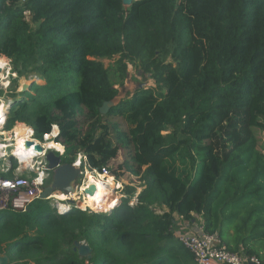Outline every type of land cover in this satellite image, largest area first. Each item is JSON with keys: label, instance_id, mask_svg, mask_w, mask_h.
<instances>
[{"label": "trees", "instance_id": "obj_1", "mask_svg": "<svg viewBox=\"0 0 264 264\" xmlns=\"http://www.w3.org/2000/svg\"><path fill=\"white\" fill-rule=\"evenodd\" d=\"M1 56L15 74L3 130L23 123L40 142L58 130L61 163L81 154L90 170L141 180L135 206L127 188L109 212L7 205V264H195L175 214L200 216L230 251L243 246L264 264L252 246L264 250V0H0ZM128 65L155 86L100 114ZM32 72L43 83L17 92ZM76 241L90 257L78 256Z\"/></svg>", "mask_w": 264, "mask_h": 264}, {"label": "rangeland", "instance_id": "obj_2", "mask_svg": "<svg viewBox=\"0 0 264 264\" xmlns=\"http://www.w3.org/2000/svg\"><path fill=\"white\" fill-rule=\"evenodd\" d=\"M0 59L3 61L2 64L0 63L1 67L3 69V71L0 73V90H2V93L0 94V100H3L6 102V109H5V114L7 112V109L8 107L11 105L12 103V99L10 98L13 93L10 89V81H11V78L15 77V74L14 73H11V68H12V65H11V62H10V59L6 58V57H3L1 56ZM0 60V61H1ZM103 62V64L105 66H108L112 63L113 60H110V59H102L101 60ZM34 80L35 82L39 83V84H42L43 81L39 80L38 79V76L35 75L33 72L30 73L28 76L26 77H21L17 80V85H18V88H17V92H19L18 90L21 88V85L22 84H27L29 85L31 80ZM143 84V87H150V86H155L154 84V81L153 79L150 78V75L148 76V73H143L142 71H139L138 69L128 65V68H127V76L123 82V84L121 86H115L117 89H118V95L117 97L111 102V105H115L119 102L120 99H123L125 97H130L132 95V93L134 91H136L137 89H139L140 85ZM12 88V87H11ZM1 92V91H0ZM8 99V100H7ZM109 106V107H110ZM6 117V116H5ZM5 117L4 119L0 122V132L1 130H3V122L5 120ZM19 124V123H18ZM16 124V127L14 128V131L13 133L11 134L12 130H9V133H4L3 136H0V138H3L4 136L5 137H8V141H11L12 137L11 135H13V137L16 138V141L18 139H20L21 135L18 134V131H19V125ZM20 125L21 128H23L24 130V135L28 138H30L28 136V132H29V126H25L23 123H21ZM29 127V128H28ZM31 129V128H30ZM5 131V130H3ZM32 133V129L30 131V134ZM1 134V133H0ZM54 137V130L52 129V132L50 133L49 137H48V140L46 137L43 138V142H41L43 145L47 142V141H52ZM13 143V141H12ZM15 143V142H14ZM45 146V145H44ZM10 150V148L6 149V151L8 152ZM63 152V151H62ZM1 149H0V154H1ZM9 154V153H8ZM7 156L6 157H10V156ZM81 154H78L76 160L74 163L78 162L79 160H81ZM1 159V158H0ZM15 159V158H13ZM10 158V163L12 166L15 167V171H17V168H19V165H23L25 166V162L23 160H20L21 164H19V160L18 159H15L13 160ZM123 159V156L120 152L119 156L117 158H115L113 160V162L111 163V168H115L116 167V164L118 162H120L121 160ZM173 162L177 165L178 169L181 171V170H188V166L186 164L185 161L181 160V159H178L176 156L174 157L173 159ZM31 172V171H30ZM87 173H90L91 172L89 170H87L85 172V176L83 178H80L78 180L75 181V183L73 184V193H78L79 192V187H83L84 183H85V177L87 175ZM27 174V173H26ZM28 176H31V174H27ZM92 175V174H91ZM52 176V175H51ZM49 177L48 179H46L45 183H44V188H46L47 186L50 185L51 183V178L52 177ZM93 176V175H92ZM111 176V175H109ZM95 179L98 178V176H93ZM112 177V176H111ZM113 178V177H112ZM113 183H112V190L111 192H104L99 195H97V197L95 198V200L92 202V205L89 204V202L84 199L83 197V200L81 199L82 196L81 195H77V205L83 209L85 207V209H89L90 211H94V212H105L107 210H109L110 208H112V204L117 200V196H118V202L114 205V207L118 204H120L122 198L125 197L124 193L128 190L127 188H135L136 191H139L140 190V187H141V180H139V178L137 176H133V175H130L128 173H126L124 176H122L121 178H113ZM83 183V184H82ZM119 183V184H117ZM116 188V189H114ZM43 191V190H42ZM55 193H61L59 191H55L53 192V194ZM52 194V195H53ZM29 197V198H28ZM27 200H30L31 196H28ZM111 197H113L111 199ZM112 201H111V200ZM26 199L24 201H27ZM47 200V199H46ZM44 200V202H48V205L51 207V208H54V202L53 200ZM110 200V202H109ZM25 202H23L22 204H24ZM129 203H133L134 205L137 203V199H136V196L131 198V201H129ZM17 205L16 203H14L13 205V208L15 209H21L20 207L23 206V205ZM113 207V208H114ZM80 209V210H81ZM95 209V210H94ZM55 210V209H54ZM109 212V211H107ZM175 217V220H176V236H180L181 234H185L187 232H190V230L194 229L196 230L197 229V226L200 222V219L199 218H196V221L194 224H196V226L193 228V223L191 224L190 221H187V220H184V219H181V217L177 216L176 214L174 215ZM252 246L255 248V249H258L259 251V255L260 257H264V253H263V249L259 246V244H252ZM238 252H245L244 251V248L243 246H239V249L237 250ZM245 254V253H244ZM245 256H247L245 254ZM255 256V255H254ZM256 257V256H255ZM259 261L261 260V258H257Z\"/></svg>", "mask_w": 264, "mask_h": 264}, {"label": "built area", "instance_id": "obj_3", "mask_svg": "<svg viewBox=\"0 0 264 264\" xmlns=\"http://www.w3.org/2000/svg\"><path fill=\"white\" fill-rule=\"evenodd\" d=\"M38 143L43 145L40 141H38ZM3 146H5V148L3 149L5 151L2 158L7 156L8 153V155L13 153L12 141H9L7 145ZM8 148H10V150L7 152L6 149ZM16 159L18 158L16 157ZM31 160V165H29L28 168L30 169V171L31 169H33V171L35 172V176H29L27 178L22 176H14L13 178L7 179L0 178V210L7 207L9 203V192H15L20 189H25L28 192H31L35 197H38L42 193L44 182L51 176V172L48 170L47 164L43 159V153H41L40 157L37 160H35L34 156L31 158ZM81 160L84 164V166L82 167L80 160L72 164L81 168L84 173L89 170L93 176L96 175L99 177H107L110 175V172L106 167H101L100 170H90L89 166L86 163L85 156H82ZM19 164H21L20 160ZM65 195L66 198L63 200H58L54 198L53 195L47 197V200L55 201L53 205L55 213H67L72 210L81 209L76 203V198L77 195H81V199L83 200V197L86 195L82 187H79L78 193H70L68 195ZM129 206L133 207L135 205L133 203H129ZM81 210H85V207ZM197 218L200 219V216H197ZM178 239L183 247L191 252L195 264H262L257 259V257L253 255L247 257L242 252L230 251L227 245L216 233H208L204 230L201 219L196 230H190V232L181 234Z\"/></svg>", "mask_w": 264, "mask_h": 264}, {"label": "water", "instance_id": "obj_4", "mask_svg": "<svg viewBox=\"0 0 264 264\" xmlns=\"http://www.w3.org/2000/svg\"><path fill=\"white\" fill-rule=\"evenodd\" d=\"M134 1L136 0H122V4L125 8H127ZM2 71L3 69L0 68V73ZM27 86H28L27 84H22L21 88L18 91H23ZM139 88H144L143 84L140 85ZM112 101L104 102L102 104V106L99 108L100 114L106 113V111L111 107L110 105ZM32 135H33V130H32ZM32 145L34 146L33 154H34L35 160H37L40 157L41 153H43V159L45 160L47 164L48 170L51 172L52 178H51L50 185L44 188L42 193L38 197H35L32 194L31 195L29 194V196H31V199L29 200V202H31L34 199L46 200L47 197L51 196L53 192H55L56 190L63 194H67V195L73 192L74 191L73 184L75 183V181L85 176V173L83 172V170H81V168L71 163H64V164L61 163L62 152H59L58 150H55L53 148H47L44 145H41L40 143L32 144L29 141H25L24 150L28 151V149ZM10 157L16 159L15 156L10 155ZM84 192L85 194H92V190L90 189L84 190ZM22 207L23 206H21L20 208ZM112 208H110L107 211H110ZM74 250L77 251V254L80 258L90 257L91 250L89 246L84 242L76 241L74 243ZM7 263H8L7 256L0 254V264H7Z\"/></svg>", "mask_w": 264, "mask_h": 264}, {"label": "bare ground", "instance_id": "obj_5", "mask_svg": "<svg viewBox=\"0 0 264 264\" xmlns=\"http://www.w3.org/2000/svg\"><path fill=\"white\" fill-rule=\"evenodd\" d=\"M1 60V59H0ZM2 60L0 61V63L2 64ZM1 67V65H0ZM8 100V99H7ZM6 107V102L3 100H0V122L4 119L5 117V108ZM19 125V131L18 134L21 135L20 139H18L16 141V138L14 137L13 141V153H11V156H15L17 157L19 160H23L25 162V166H29L31 164V158L34 156L33 154V148L34 146L32 145L28 151L24 150V142L25 141H29L32 144H38V141L36 139H33L31 134H30V138L26 137L24 135V130L23 128H21L22 125ZM54 130V129H53ZM56 131H54V136L56 135ZM50 134L45 135V137L48 140ZM15 142V143H14ZM45 147L47 148H53L55 150H58L60 152L61 150V146L60 144L54 142V141H47L45 144ZM0 148H2V146H0ZM5 148V146H3V149ZM1 154L0 155H4V152L1 149ZM113 178L111 176H98V178H94L90 173H87L86 177H85V183L83 185V189L87 190L90 189L92 190V194H86L84 196V199H86L89 204L92 205V202L95 200V198L97 197V195L104 193V192H111L112 190V183H113ZM83 184V183H82ZM111 189V190H110ZM73 193V192H71ZM53 197L58 199V200H63L66 198V195L63 193H55L53 194ZM61 205V204H60ZM64 208V207H63ZM95 210V209H94Z\"/></svg>", "mask_w": 264, "mask_h": 264}, {"label": "crops", "instance_id": "obj_6", "mask_svg": "<svg viewBox=\"0 0 264 264\" xmlns=\"http://www.w3.org/2000/svg\"><path fill=\"white\" fill-rule=\"evenodd\" d=\"M16 124H18V123H16ZM15 127H16V125L14 126V128ZM14 128H13V130L11 129L12 130L11 134L13 133ZM0 133H1L0 136H3L4 133L5 134L6 133H9V131H3V130H1ZM11 137H12V139H11V141H12L14 139V137H13V135H11ZM8 140H9L8 137H5V136L3 138H0V145L2 146V148H0V149H2L3 152L5 151V150H3V145H7V143L9 142ZM2 156L3 155H0V158H1L0 159V178L7 179V178H13L14 176H22V175H23V177H26L27 178V177H29L27 174H34L35 175V172L33 171V169H31V172H30V169L28 168V166H23L22 164L19 165V168H17V171H15V167L13 168V166L10 163V158L12 159V157H6L5 156L4 158H2ZM8 156H10V155H8ZM140 189H141V187H140ZM24 191H27V190L20 189V190L15 191V192H9V194H8L9 195V203H8V206L13 207L14 203H16L17 205L20 206L23 202H25L24 204H22L23 205L22 208H24L28 203H30L29 200H27V199L29 198L28 197L29 196V193H30V195L32 193L31 192H28V191L27 192H24ZM139 191H136L134 197L138 194ZM25 199L27 201H24ZM192 223L194 225L193 226V228H194L196 226V224H194L195 221H192L191 224ZM194 229H192V230H194Z\"/></svg>", "mask_w": 264, "mask_h": 264}]
</instances>
